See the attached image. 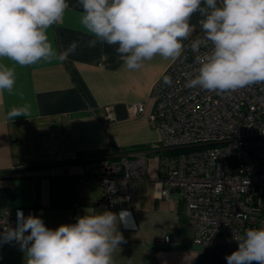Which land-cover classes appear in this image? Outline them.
Returning a JSON list of instances; mask_svg holds the SVG:
<instances>
[{
	"label": "crops",
	"instance_id": "obj_1",
	"mask_svg": "<svg viewBox=\"0 0 264 264\" xmlns=\"http://www.w3.org/2000/svg\"><path fill=\"white\" fill-rule=\"evenodd\" d=\"M67 2L63 24L47 32L57 50L78 43L66 61L20 66L7 58L0 60L16 74L14 94L5 90L0 96V214L11 209L17 223L21 210L25 216H40L55 229L75 223L86 212L123 209L131 213L135 227H119L126 243L114 254L116 264H227L225 256L237 250L236 240L195 244L178 193L160 196L162 170L156 156L163 150L154 147L159 133L148 118L152 103L147 97L171 60L156 56L139 70H127L116 51L118 45L88 46L93 37L80 25L77 0ZM200 19L195 13L190 23L201 28ZM139 101H145L143 115L130 117L127 105ZM26 103L31 106L29 116L7 117L12 107ZM107 106L114 112L113 120L106 119ZM118 148L142 149L146 172L131 180L132 204L120 201L112 209L96 205L102 182L86 175L85 158L54 160L60 151L118 155ZM120 188L125 190L126 184L120 182ZM164 236H169L168 243ZM25 260L16 242L0 245V264H25Z\"/></svg>",
	"mask_w": 264,
	"mask_h": 264
},
{
	"label": "clouds",
	"instance_id": "obj_2",
	"mask_svg": "<svg viewBox=\"0 0 264 264\" xmlns=\"http://www.w3.org/2000/svg\"><path fill=\"white\" fill-rule=\"evenodd\" d=\"M80 25L97 43L118 45L124 67L139 70L160 56L175 61L185 50L183 41L194 30L199 13L203 39L191 43L198 53L197 75L190 88L229 92L264 83V0H77ZM67 0H0V60L20 66L40 61H66L79 46L73 41L57 50L48 30L64 22ZM205 42L210 50L200 53ZM207 46V45H205ZM171 85L170 77L163 79ZM15 69L0 62V96L14 94ZM23 97V93H16ZM31 106L12 107L9 119L29 116ZM134 228L131 213L104 210L86 212L75 223L47 227L40 216L17 210L16 227H4L0 245L16 242L25 264H116L114 254L126 240L119 227ZM237 250L227 264H264V227L249 228L235 237Z\"/></svg>",
	"mask_w": 264,
	"mask_h": 264
},
{
	"label": "built area",
	"instance_id": "obj_3",
	"mask_svg": "<svg viewBox=\"0 0 264 264\" xmlns=\"http://www.w3.org/2000/svg\"><path fill=\"white\" fill-rule=\"evenodd\" d=\"M203 36L202 29L194 27L181 57L168 63L147 97L152 103L148 118L159 133L154 147L166 151L156 156L162 170L160 196L178 193L193 241L200 246L264 227V83L229 92L188 87L199 67L198 53L190 45ZM210 47L205 42L200 53ZM165 76L171 85L163 83ZM144 109L145 101L127 105L130 117L143 115ZM106 110V119L113 120L111 106ZM118 153L86 156L60 151L54 160L85 158L86 175L102 182L96 205L112 209L120 201L132 204L131 180L146 172L142 149L118 148ZM15 225L12 210L4 209L0 232ZM163 241L168 243L169 236Z\"/></svg>",
	"mask_w": 264,
	"mask_h": 264
},
{
	"label": "trees",
	"instance_id": "obj_4",
	"mask_svg": "<svg viewBox=\"0 0 264 264\" xmlns=\"http://www.w3.org/2000/svg\"><path fill=\"white\" fill-rule=\"evenodd\" d=\"M117 151V148L115 147V146H113V149H112V153H115ZM178 152V151H182V149H179V150H173L172 152ZM103 153H105V152H103V151H95V152H90V153H86V154H84V155H97V154H103ZM164 153H166V151H163V153L162 154H164ZM161 154V155H162Z\"/></svg>",
	"mask_w": 264,
	"mask_h": 264
},
{
	"label": "rangeland",
	"instance_id": "obj_5",
	"mask_svg": "<svg viewBox=\"0 0 264 264\" xmlns=\"http://www.w3.org/2000/svg\"><path fill=\"white\" fill-rule=\"evenodd\" d=\"M35 135L33 134L31 137H30V139H32L33 140V137H34ZM37 142V141H36Z\"/></svg>",
	"mask_w": 264,
	"mask_h": 264
}]
</instances>
